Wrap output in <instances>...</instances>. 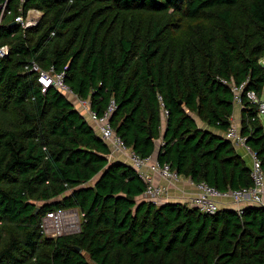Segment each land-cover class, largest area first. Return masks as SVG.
I'll return each instance as SVG.
<instances>
[{
	"label": "trees",
	"instance_id": "obj_1",
	"mask_svg": "<svg viewBox=\"0 0 264 264\" xmlns=\"http://www.w3.org/2000/svg\"><path fill=\"white\" fill-rule=\"evenodd\" d=\"M0 264H264V204L209 215L142 199L136 170L68 96L64 81L141 158L220 192L249 188L250 167L224 136L229 84L264 97V0H0ZM41 12L35 26L14 18ZM240 134L264 171V125L240 109ZM165 120L163 128L162 119ZM201 124V126L199 125ZM84 213L80 232L43 236L42 216ZM241 211V213H240Z\"/></svg>",
	"mask_w": 264,
	"mask_h": 264
},
{
	"label": "built area",
	"instance_id": "obj_2",
	"mask_svg": "<svg viewBox=\"0 0 264 264\" xmlns=\"http://www.w3.org/2000/svg\"><path fill=\"white\" fill-rule=\"evenodd\" d=\"M25 0H19L20 3ZM10 15V11L6 10L5 4L0 7V21L4 15ZM39 12L37 10H29L25 17L19 14L14 18V22L22 28L32 27L39 21ZM8 55V46H0V57ZM25 70L37 74V81L40 90L45 93L48 88H53L57 92L68 96L69 98H77L64 81L63 72H55L51 67L48 70L41 69L37 64L31 63L25 66ZM230 91L233 95L232 102L235 109H241L246 103L256 107L257 117L261 119L264 125V98L257 96L253 91L246 90V83L240 85L229 84ZM80 111L85 113L86 118L95 125L99 137L109 142L117 151L127 152L131 166L136 170L139 178L146 184V189L142 197L151 202L154 206H159L166 202L167 191L161 185H155L152 176L158 174L163 179H167L172 183L179 182L183 176L170 169L167 164L154 162L149 164L150 157L141 158L131 149L127 148L124 142L118 137L110 125L109 119L116 109L114 100H110L102 115H97L90 109L88 100H79ZM225 138L232 142L235 147L244 146L251 154L250 176L252 186L232 190L229 192H220L204 182L194 183L190 180L189 184L193 185L197 193L191 200V206L197 208L201 213L212 215L216 213L220 207L221 201H230L234 204H254L263 205L264 198V171L260 161L256 158L246 146V138L240 134V129L231 125L224 134ZM163 143L160 142V145ZM144 168H146L145 171ZM186 179V178H184ZM240 209H238L239 211ZM241 213V211H240ZM84 213L75 208H58L46 212L40 220L41 233L45 238L55 239L58 237L73 235L80 232L81 222Z\"/></svg>",
	"mask_w": 264,
	"mask_h": 264
},
{
	"label": "crops",
	"instance_id": "obj_3",
	"mask_svg": "<svg viewBox=\"0 0 264 264\" xmlns=\"http://www.w3.org/2000/svg\"><path fill=\"white\" fill-rule=\"evenodd\" d=\"M261 98H264V97H261ZM75 105L80 109V105H77V103H75ZM240 111H241L240 109H235L233 112V115L231 117V125L235 126L237 129H240V123H241ZM82 114L86 117L85 113H82ZM162 125L164 128V125H165L164 118L162 119ZM199 125L201 126V124H199ZM105 142L108 144V146L110 148V151H111V158L110 159L111 160H117L119 162H122V163H125V164L131 166L129 156H128V153L126 151L125 152L117 151L109 142H107V141H105ZM159 146H160V140L155 141V151L153 152V154L151 156H149L150 157V160L148 161L149 164H152V163L157 161ZM236 151H237L238 155H240L244 161H246V159H245L246 154H248L251 158L250 152L244 146L236 147ZM145 170H146V168H144L143 171H145ZM152 181L155 185H161V186L165 187V189L167 191L166 202L185 203V204H188L191 206V200L193 199V197L197 193L196 188L193 185L189 184V181L187 179H184V178H182L177 183H172L171 181H169L167 179H163L158 174H154L152 176ZM263 204H264V198H263ZM219 207L238 210V209L243 208L244 205L243 204L237 205V204H234L230 201H221L219 203Z\"/></svg>",
	"mask_w": 264,
	"mask_h": 264
},
{
	"label": "rangeland",
	"instance_id": "obj_4",
	"mask_svg": "<svg viewBox=\"0 0 264 264\" xmlns=\"http://www.w3.org/2000/svg\"><path fill=\"white\" fill-rule=\"evenodd\" d=\"M38 12H39V11H38ZM39 16H41V12H39ZM70 99H71L72 102L77 103V105L80 104L78 98L72 97V98H70ZM245 159H246V161H245L246 164L250 167V166H251V163H252V161H251L252 159L250 158V156H249L248 154L245 155ZM142 199H144V198L142 197ZM144 200H146V199H144Z\"/></svg>",
	"mask_w": 264,
	"mask_h": 264
},
{
	"label": "water",
	"instance_id": "obj_5",
	"mask_svg": "<svg viewBox=\"0 0 264 264\" xmlns=\"http://www.w3.org/2000/svg\"><path fill=\"white\" fill-rule=\"evenodd\" d=\"M13 24H15V22Z\"/></svg>",
	"mask_w": 264,
	"mask_h": 264
}]
</instances>
